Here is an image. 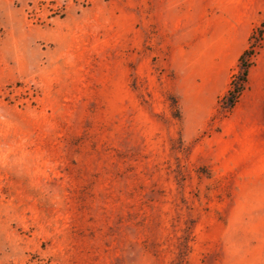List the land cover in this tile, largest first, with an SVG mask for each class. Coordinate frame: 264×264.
<instances>
[{
    "label": "rangeland",
    "instance_id": "obj_1",
    "mask_svg": "<svg viewBox=\"0 0 264 264\" xmlns=\"http://www.w3.org/2000/svg\"><path fill=\"white\" fill-rule=\"evenodd\" d=\"M264 0H0V264H264Z\"/></svg>",
    "mask_w": 264,
    "mask_h": 264
},
{
    "label": "trees",
    "instance_id": "obj_2",
    "mask_svg": "<svg viewBox=\"0 0 264 264\" xmlns=\"http://www.w3.org/2000/svg\"><path fill=\"white\" fill-rule=\"evenodd\" d=\"M264 42V18L259 27L256 28L248 39V48L240 55L238 62L242 71L232 77L230 88L223 98V109L231 110L236 104L239 96L244 91L247 84V74L252 66V58L257 54L256 48L259 49Z\"/></svg>",
    "mask_w": 264,
    "mask_h": 264
}]
</instances>
